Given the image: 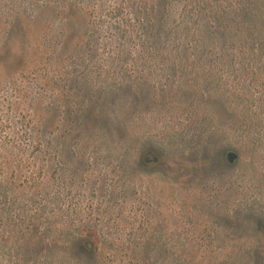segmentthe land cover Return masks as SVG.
<instances>
[{
    "label": "rangeland",
    "instance_id": "1",
    "mask_svg": "<svg viewBox=\"0 0 264 264\" xmlns=\"http://www.w3.org/2000/svg\"><path fill=\"white\" fill-rule=\"evenodd\" d=\"M0 264H264V0H0Z\"/></svg>",
    "mask_w": 264,
    "mask_h": 264
},
{
    "label": "water",
    "instance_id": "2",
    "mask_svg": "<svg viewBox=\"0 0 264 264\" xmlns=\"http://www.w3.org/2000/svg\"><path fill=\"white\" fill-rule=\"evenodd\" d=\"M226 158L228 162H233L236 159V154L233 152H227Z\"/></svg>",
    "mask_w": 264,
    "mask_h": 264
},
{
    "label": "trees",
    "instance_id": "3",
    "mask_svg": "<svg viewBox=\"0 0 264 264\" xmlns=\"http://www.w3.org/2000/svg\"><path fill=\"white\" fill-rule=\"evenodd\" d=\"M85 247H86V248H88V249H90V250H91L92 248H94L93 244H90V245H89V244H88V245H85ZM89 247H92V248H89Z\"/></svg>",
    "mask_w": 264,
    "mask_h": 264
}]
</instances>
